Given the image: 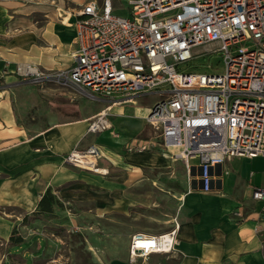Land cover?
I'll return each mask as SVG.
<instances>
[{"label":"crops","instance_id":"0c3cea01","mask_svg":"<svg viewBox=\"0 0 264 264\" xmlns=\"http://www.w3.org/2000/svg\"><path fill=\"white\" fill-rule=\"evenodd\" d=\"M20 1L0 0V264H14L13 258L21 260L17 264H53L52 244L59 239L50 232L45 240L37 225L49 217L60 230L80 225L82 217L92 221L100 232L94 237L110 239L103 247H89L99 255L97 264H264V202L252 197L254 189L264 187V157H233L216 166L209 191L200 188L198 169L192 168L188 180L184 168L177 189L165 191L157 172L174 175L184 164L156 140L145 120L150 106L136 104V96L125 101L110 95L90 96L94 103L87 108L79 104L85 92L33 82L15 70L21 64L50 73L71 68L77 12L92 0H61L67 6L55 7L64 13L60 23L55 12L44 19L17 13L40 0ZM111 5L116 14L130 13L128 0ZM103 109L111 127L89 132L90 119ZM149 141L151 148L137 150ZM91 145L101 151L99 165L107 175L64 162L72 149ZM47 193L58 207L34 214ZM237 208L241 216L233 214ZM174 221L179 224L174 253L130 259L133 234L162 235ZM13 234L20 240L11 243Z\"/></svg>","mask_w":264,"mask_h":264},{"label":"built area","instance_id":"2783aa9c","mask_svg":"<svg viewBox=\"0 0 264 264\" xmlns=\"http://www.w3.org/2000/svg\"><path fill=\"white\" fill-rule=\"evenodd\" d=\"M130 15L112 10L111 0L89 1L77 12L73 65L43 72L28 64L16 72L33 82L73 87L91 97L118 95L125 101L149 93L159 98L145 120L190 180L211 189L214 168L233 157H264V0H128ZM250 41L252 45H244ZM198 46L222 56L221 73L182 72L178 66ZM167 85V86H166ZM108 109L94 115L89 132L111 127ZM152 142L137 147L144 151ZM177 148V152L172 151ZM136 147H129V150ZM95 145L72 149L64 162L107 175ZM190 160H196L191 165ZM197 174V172H196ZM252 197L264 202V187ZM241 216V209L233 213ZM179 224L162 235L135 233L130 259L176 251Z\"/></svg>","mask_w":264,"mask_h":264},{"label":"rangeland","instance_id":"374dc122","mask_svg":"<svg viewBox=\"0 0 264 264\" xmlns=\"http://www.w3.org/2000/svg\"><path fill=\"white\" fill-rule=\"evenodd\" d=\"M25 1L26 0H21L20 2L26 3ZM45 1H48V2H45ZM50 1H52V5L48 4L50 3ZM16 4L21 5L18 2ZM60 4H62V8H65L67 6L66 3L62 2L61 0H40L39 2H32L29 6L18 8L16 12L19 14H22V13L31 14L35 16V18L37 17L38 19H44L46 15L52 16L55 12L53 17L58 23H60V21L63 20L64 13L60 12L59 10L55 11L56 5H60ZM130 9H128L127 11H129ZM121 15H130V13L121 14ZM250 44L252 45L250 41L244 43V45H250ZM210 49L211 48L209 46L196 47L194 49L195 51L194 58H192L190 61L186 63L180 64L178 66V70L182 72H204V73L223 72L224 64H223L222 56L219 55L218 52H215V53L208 52ZM38 70L43 71L41 69H38ZM43 72L46 73L47 71H43ZM27 79H30V78H27ZM81 94L82 96L85 95V98H82L79 104H81L82 106V103L85 102L86 107L89 108V106L87 105L90 103L93 104L94 101H91L90 99H88L90 96H88L87 94H84V93H81ZM158 98L159 96L156 95V91L153 89L149 93L136 96L135 100L137 102L136 104L151 106V104L154 103V101H156ZM44 106H47L46 102ZM158 139L160 143H162L160 137L157 135L156 140ZM162 148H163L162 150L165 153H168L169 156L172 157L169 151H167L163 146ZM196 163H197L196 160H190L191 165H195ZM157 176H158L157 180L160 183H162L164 190L173 192V189L176 190L177 185H179V178L185 177V170H184L183 165L179 164V170L175 172L174 175H171L170 171L164 170V171L157 172ZM58 204L59 203L56 202L54 207H58ZM29 218H35V217L31 215ZM57 218L59 217L57 216ZM82 218L83 219H81V222H80V219L78 221L81 223L80 225L76 224L77 226H71V227L66 226L64 230H60L61 224H59V222H56L55 219L52 222L51 217L44 218L39 222V224H37L38 228L43 231V234H44L43 237L45 240H47L46 237L49 235L50 232H53L54 236L59 239L57 241L55 240L54 244H52V247L54 248L52 252L55 253V254L53 253L50 254L52 258L55 259L53 264H97L95 260V256L99 257V255L91 253L92 250L89 247L91 246L92 248H94L95 245L103 247L105 243L108 244V241L110 239L94 237L93 233H96L97 231L98 233H100L99 228H94L92 226V223H93L92 221L87 222L86 220H84L85 217H82ZM13 236L14 238L20 237L17 234H13ZM112 244L114 246H117L119 243L118 241L115 240L114 243L112 242ZM11 253L17 254L15 250H13V252ZM34 256H39V253H36V255ZM12 260H14L13 261L15 262L14 264L21 262V260H19L18 258H13Z\"/></svg>","mask_w":264,"mask_h":264},{"label":"trees","instance_id":"16d2710c","mask_svg":"<svg viewBox=\"0 0 264 264\" xmlns=\"http://www.w3.org/2000/svg\"><path fill=\"white\" fill-rule=\"evenodd\" d=\"M57 201H55L53 199L52 196H50V193H47L45 194L44 196L41 197L40 201H39V211L38 212H35L34 214L36 213H39V212H47V211H52V206L53 204H56ZM20 239L18 238H14V236H11L10 237V241L11 243L12 242H15V241H19Z\"/></svg>","mask_w":264,"mask_h":264},{"label":"bare ground","instance_id":"6f19581e","mask_svg":"<svg viewBox=\"0 0 264 264\" xmlns=\"http://www.w3.org/2000/svg\"><path fill=\"white\" fill-rule=\"evenodd\" d=\"M31 68H33V67H31ZM172 151L177 152V148L176 147H172ZM145 257H148V256H145ZM139 258H144V257H139Z\"/></svg>","mask_w":264,"mask_h":264},{"label":"water","instance_id":"95a60500","mask_svg":"<svg viewBox=\"0 0 264 264\" xmlns=\"http://www.w3.org/2000/svg\"><path fill=\"white\" fill-rule=\"evenodd\" d=\"M198 174H199V172H198ZM199 183H200V188H202V182L200 181Z\"/></svg>","mask_w":264,"mask_h":264}]
</instances>
